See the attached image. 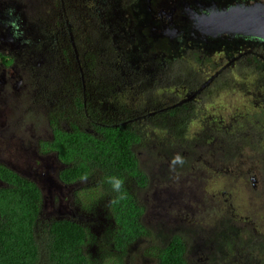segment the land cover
Wrapping results in <instances>:
<instances>
[{"label":"flooded vegetation","instance_id":"1","mask_svg":"<svg viewBox=\"0 0 264 264\" xmlns=\"http://www.w3.org/2000/svg\"><path fill=\"white\" fill-rule=\"evenodd\" d=\"M258 2L264 0H0V103L25 108L26 113L45 111L46 133H32L37 120L25 124L30 125L25 133L34 136L38 152L55 158L58 179L66 165L54 151L42 148L43 142L54 138L55 124L94 135L98 134L95 126L107 123L136 129L141 139L133 149L149 180L134 191L146 213L141 191L151 188L155 178L170 181L175 172L186 168L187 152L220 150L225 159L230 157L249 117L251 132L264 131V119L251 113L255 109L256 114H264V40L243 34L212 36L200 28V17L214 8ZM244 72H251L253 80L249 84L244 80L229 108L224 101L231 95L228 77L241 79ZM153 92L159 101L150 100ZM213 101L224 105L203 116V107ZM247 103L252 104L249 113H245ZM12 118L10 124L16 126ZM145 126L165 134L153 138ZM149 145L161 154L157 177L154 156L141 157L145 153L139 147L148 150ZM192 161L190 156L189 165ZM0 164L13 170L6 162ZM237 171L249 194H255L260 185L264 190V166H241ZM84 182L85 187L96 186L90 178L75 182L77 187L69 186L78 189ZM178 228L169 231L163 244L182 235L175 232ZM230 231L227 234L223 228L221 232V236L227 234L224 251L239 262L229 263L264 264L259 247L255 263L238 248L237 229H233L235 238ZM196 243L200 250L202 239ZM187 249L196 253L194 248Z\"/></svg>","mask_w":264,"mask_h":264},{"label":"trees","instance_id":"2","mask_svg":"<svg viewBox=\"0 0 264 264\" xmlns=\"http://www.w3.org/2000/svg\"><path fill=\"white\" fill-rule=\"evenodd\" d=\"M244 76L228 77L230 94H237L244 80L246 84L253 80L251 72H244ZM234 79L238 82L233 83ZM179 127L184 128V124ZM95 128L97 135L78 127L68 131L55 124L54 138L42 143L44 150L54 151L66 165L58 174L61 182L76 187L75 182L82 179L96 181V186L74 189L71 200L59 206L55 202V208L65 209L63 215L48 213L43 217L41 186L0 164V264H125L132 247L149 234L143 221L145 208L134 191L136 185L144 187L149 180L133 149L141 135L126 125L107 123ZM116 181L122 182L119 190L114 186ZM99 227L107 234L95 233ZM207 244L202 242L203 249ZM90 246L96 255L102 254L100 259L90 256ZM153 248L155 264L222 262L216 253L206 250L204 257L190 262L186 241L179 234ZM263 249L259 247L260 252Z\"/></svg>","mask_w":264,"mask_h":264},{"label":"rangeland","instance_id":"3","mask_svg":"<svg viewBox=\"0 0 264 264\" xmlns=\"http://www.w3.org/2000/svg\"><path fill=\"white\" fill-rule=\"evenodd\" d=\"M153 93L150 100L159 101L156 98V93ZM237 95L238 93L232 91L230 96L224 98L227 107L232 108L231 105L235 104ZM220 103L224 105L221 101H213V104L205 105L203 116L216 112ZM251 105V103L245 104V113H249ZM15 107L16 105H9L6 102L0 103V163L6 162L8 166L35 180L42 187L45 203L43 217H47L48 213L57 214V216L63 215L60 211H65V209L55 208L54 204L59 202L57 205L59 206L65 200H71L74 189L57 178L59 166L55 158L51 154L38 152L33 141L34 136L29 131V133H25V127H30L29 124H25L31 120L38 121L32 132L35 136L46 133L45 111L31 110L26 113L27 109ZM107 111L108 109L105 112ZM251 113L253 116L257 115L264 119L262 112L256 114V110L251 109ZM10 116H15L16 126L10 124L13 121ZM196 127L197 125L193 129ZM144 129L146 133L151 132L153 138L158 134H165L150 126H145ZM197 130L200 132L202 129L197 128ZM236 145L235 151L226 158L227 160L220 150L215 151L214 154H209V150L203 151V154L191 150L183 159L188 164L186 168L175 172L170 181H160L155 178L151 188L141 191L142 200L147 202L145 205L147 218L144 223L146 227L148 226L149 234L132 247L129 256L125 259V264H155L157 255L153 247L162 246L163 241L170 234L169 231L176 226L179 228L175 232L183 235L188 250L194 248L196 251L192 254L189 251L187 253V257L192 263L204 257V250L216 253L224 264H235L234 261L229 263L230 260H235L238 263L239 261L235 257L229 258L224 251L223 241L227 239L231 228L237 229L241 238L235 240L239 247L236 246L244 251L245 255L250 256L253 262L256 263L259 260V252L256 249L264 246V237H260L264 235V190L260 185L255 194H249L251 191L242 188L239 182L241 180L237 176L240 175V172L234 173V170L241 166L253 169L264 166V131L251 132L249 117L246 131L237 140ZM139 149L145 153V155L141 154L144 160L150 157L149 154L154 156L152 160H157L154 169L157 173L161 154L158 153V150L154 151L150 145L148 150L143 147H139ZM190 156H193V161L189 165ZM227 166L231 167L227 169L232 173H229V170L223 171L222 168ZM85 183L78 190L89 188L84 186ZM77 186L79 184H76ZM259 194L262 199H259ZM164 196L170 199L166 201ZM158 197L161 204L158 203ZM226 197H228V201H226ZM223 228L227 233L226 236L225 233L221 236ZM233 229L230 234L235 238L237 236ZM243 230H247L249 233H245ZM95 233L98 235L107 234L103 227L96 228ZM197 239H202V242L208 239L207 246L198 250ZM210 239L212 241L214 239L215 247L212 246ZM215 249L218 251L215 252ZM95 250L92 246L89 247L90 256L100 259L102 254L96 255ZM262 253H264V249L263 252H260L261 257H264ZM103 259L106 261L107 258ZM222 262L221 264H223Z\"/></svg>","mask_w":264,"mask_h":264},{"label":"water","instance_id":"4","mask_svg":"<svg viewBox=\"0 0 264 264\" xmlns=\"http://www.w3.org/2000/svg\"><path fill=\"white\" fill-rule=\"evenodd\" d=\"M202 31L209 35L243 34L264 40V3L235 4L214 8L200 17Z\"/></svg>","mask_w":264,"mask_h":264},{"label":"clouds","instance_id":"5","mask_svg":"<svg viewBox=\"0 0 264 264\" xmlns=\"http://www.w3.org/2000/svg\"><path fill=\"white\" fill-rule=\"evenodd\" d=\"M177 159H179V158H177ZM114 186H115V188H116L117 190H119L120 187L122 186V182H121V181H116Z\"/></svg>","mask_w":264,"mask_h":264}]
</instances>
